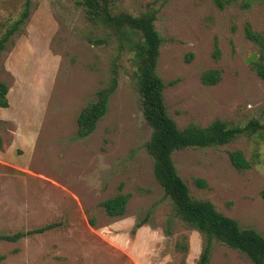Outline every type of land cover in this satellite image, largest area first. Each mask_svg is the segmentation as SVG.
<instances>
[{
    "label": "rangeland",
    "instance_id": "1",
    "mask_svg": "<svg viewBox=\"0 0 264 264\" xmlns=\"http://www.w3.org/2000/svg\"><path fill=\"white\" fill-rule=\"evenodd\" d=\"M25 1L0 0V35ZM80 1L30 0L28 18L0 55V80L11 86L9 106L0 107V234L57 223L1 240L0 264H195L205 237L174 216L153 176L133 52L126 37L91 23ZM113 9L155 14L163 39L156 70L179 128L215 119L264 124V81L251 63L259 47L245 34L246 26L264 32V0H114ZM114 69L118 85L106 114L79 138L81 108ZM207 69L219 70L220 81L202 83ZM233 150L247 168L231 164ZM172 159L191 197L264 236V129L177 150ZM119 192L130 193L126 210L110 217L100 202ZM208 264L251 262L214 239Z\"/></svg>",
    "mask_w": 264,
    "mask_h": 264
},
{
    "label": "trees",
    "instance_id": "2",
    "mask_svg": "<svg viewBox=\"0 0 264 264\" xmlns=\"http://www.w3.org/2000/svg\"><path fill=\"white\" fill-rule=\"evenodd\" d=\"M86 18L93 24L100 23L108 29L126 37L127 45L133 52L135 65V84L140 97L143 119L150 127V136L145 143L147 153L152 159V172L162 187L164 195L170 199L174 216L205 237L204 247L195 264H208L211 244L214 239L248 256L251 264H264V236L253 228H241L237 221L219 212L207 199L191 197L189 188L178 174L172 154L181 149L222 145L231 142L241 134L255 133L264 124L251 119L241 126H230L221 119H215L206 126L189 123L179 128L170 117L163 96L165 83L157 73V61L163 39L154 25L155 14L151 10L132 15L126 11H114V0H81ZM30 0H26L18 19L14 20L0 35V55L7 47L10 38L25 23L29 16ZM246 36L259 47V55L251 63L257 75L264 81V32H255L245 27ZM138 36V38H135ZM214 57L219 55L217 43L214 45ZM201 82L214 85L220 81L217 69H207L201 73ZM118 85L117 70L114 69L107 85L98 89L94 100L84 105L77 116V136L86 137L96 127V123L106 114L109 100ZM9 86L0 80V107L9 106L7 92ZM1 147V139H0ZM231 164L242 170L249 166L242 151L228 153ZM197 183L205 186L203 180ZM264 198V189L261 191ZM130 193L119 192L100 202L106 215L121 216L126 210ZM145 221L136 223L140 227ZM57 226L49 223L27 231L12 234H0V241H17L29 235L45 232Z\"/></svg>",
    "mask_w": 264,
    "mask_h": 264
},
{
    "label": "crops",
    "instance_id": "3",
    "mask_svg": "<svg viewBox=\"0 0 264 264\" xmlns=\"http://www.w3.org/2000/svg\"><path fill=\"white\" fill-rule=\"evenodd\" d=\"M8 86H9V88H8V92H7V98H8V93L10 92V89H11V86L10 85H8ZM8 102H9V100H8Z\"/></svg>",
    "mask_w": 264,
    "mask_h": 264
}]
</instances>
